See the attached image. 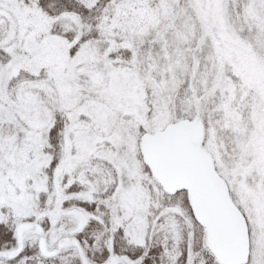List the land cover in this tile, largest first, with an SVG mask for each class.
<instances>
[{
  "label": "snow or ice",
  "instance_id": "1",
  "mask_svg": "<svg viewBox=\"0 0 264 264\" xmlns=\"http://www.w3.org/2000/svg\"><path fill=\"white\" fill-rule=\"evenodd\" d=\"M0 264H264V0H0Z\"/></svg>",
  "mask_w": 264,
  "mask_h": 264
}]
</instances>
